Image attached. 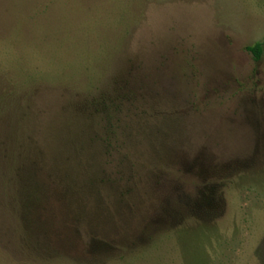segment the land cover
I'll return each mask as SVG.
<instances>
[{"label": "rangeland", "instance_id": "obj_1", "mask_svg": "<svg viewBox=\"0 0 264 264\" xmlns=\"http://www.w3.org/2000/svg\"><path fill=\"white\" fill-rule=\"evenodd\" d=\"M0 177V264H264V0H0Z\"/></svg>", "mask_w": 264, "mask_h": 264}, {"label": "trees", "instance_id": "obj_2", "mask_svg": "<svg viewBox=\"0 0 264 264\" xmlns=\"http://www.w3.org/2000/svg\"><path fill=\"white\" fill-rule=\"evenodd\" d=\"M247 52L251 53L256 61H259L262 52H263V45L262 44H256L254 46H248L245 48ZM6 177V176H5ZM1 179V177H0Z\"/></svg>", "mask_w": 264, "mask_h": 264}]
</instances>
